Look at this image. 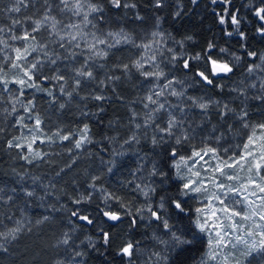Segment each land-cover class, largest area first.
<instances>
[{"label": "snow or ice", "instance_id": "snow-or-ice-1", "mask_svg": "<svg viewBox=\"0 0 264 264\" xmlns=\"http://www.w3.org/2000/svg\"><path fill=\"white\" fill-rule=\"evenodd\" d=\"M28 2L37 8L40 13L38 16L11 18L9 26H0V91L10 94L8 103L11 105L10 110L4 108L3 112L15 114L19 104L29 114L27 119L33 121L30 126L25 123V116H18L15 124L26 129L29 135L22 133L12 137L7 141V147L25 149L21 158L29 164L37 159L43 160L47 155L33 147L37 141L55 143L56 137L61 142L71 141L76 150L83 149L84 145L93 142L88 123H83L75 133H64L57 128L48 135L43 130L40 115H33L35 97L25 102V93L29 89L45 92L55 102L52 89H56L61 96L68 98V102L76 99L101 102L98 109L102 112V102L110 99L103 90L121 79L114 71L130 76L134 70L149 85L148 91L139 101L145 111L140 113L131 110L130 134L120 147L139 145L143 139L150 143L154 151L162 149L163 158L151 162L146 181L133 184L132 193L143 197L144 202L139 207L133 208L132 201L126 202L115 193L103 187L98 188L95 181L99 177H92L93 183L89 184V188L101 194V203L96 205L101 222L117 226L128 218L130 228H134L138 221L147 220L149 226L155 223L158 231L152 233V239L163 247L161 251L151 252L145 264H183L180 256L190 251L193 244L200 243L202 238L206 240V250L199 258V264H253L254 261L264 264V122H250L246 107H241L237 113L228 102L222 103L220 99L205 95L188 94V89L196 88L218 89L222 94L227 88L235 99L244 98L242 104L248 99L264 103V56L255 51H246L252 61L242 73L246 79L233 81L230 86L221 81L232 79L241 67L242 57L229 48L219 47L217 51V45L210 41L206 48L198 52L189 51L185 42L191 41V36L176 40L162 31H152L139 41L122 27L118 31L105 32L100 27L107 22L104 0ZM191 2L196 4L198 0ZM218 2L226 5L224 14H218L219 24L230 23L241 41H245L246 34L240 30L238 10L229 11L227 6L231 5V0H211L212 4ZM107 4L116 10L137 7L129 0H107ZM21 6L27 7L26 0H14L7 12L19 13ZM164 6L165 0H154L155 8ZM250 10L259 22L256 32L264 36V0L251 4ZM174 15L179 17L181 11H176ZM136 19L143 20V17L137 13ZM17 29L20 30L19 34ZM233 31H225V35L230 37ZM41 33H46V36L41 37ZM9 40L22 43L17 46L10 44ZM121 45L140 50L138 58L117 63L113 66L114 71L105 73L104 79L98 80L94 69H104L106 65L98 64L97 61H106L112 50H119ZM241 48L246 49V44L242 43ZM9 69L14 71L11 78ZM45 69L50 75L45 73ZM175 70L182 71L186 78L176 77ZM45 82L52 84V89L44 87ZM93 82L96 90L88 92L87 96H80V91ZM9 85H14L15 89ZM249 89L253 90L251 96ZM112 90L115 93V87ZM169 97L174 98V101ZM65 106V103L59 104L60 109ZM212 109L222 120L235 115L241 127L248 130L243 144L237 145L239 152L228 155V148L220 149L209 143L211 134L201 136V124L193 125L191 113L194 110H199V115L207 119ZM81 114L90 115L87 111ZM109 126H112V122ZM228 131H232L231 125ZM0 132H3L2 128ZM198 137L199 144L196 143ZM110 139L115 140L116 137ZM221 139L223 133L215 137L217 143ZM68 151L71 153L73 149L69 148ZM122 155L123 151L113 150V156ZM156 155L161 153L157 152ZM146 159L147 156L142 157L139 170H143ZM75 162L73 160L72 164ZM107 163L110 165L107 171L111 173L116 161ZM71 166L67 165L69 168ZM241 173L245 174L242 176ZM154 178H158V181ZM170 182L173 187L167 186ZM92 192L74 199L76 207L70 213L71 217L90 226L95 224V217L88 213L87 208L81 209L80 205L92 203ZM26 195L33 196L34 193L26 191ZM189 199L196 200L199 206L194 210L189 208ZM182 218H187L190 226H182ZM22 231L23 226L17 222L15 227L0 231V241L16 240ZM97 231L98 242L105 249L110 248L113 237L111 230L99 227ZM59 243L65 246V258L58 260L57 264H78L77 257H82L84 252L76 244L73 235L64 233ZM88 246L99 251L97 244L91 240ZM140 248L139 240L126 239L120 244L116 256L126 258V264H134V257ZM0 250L6 251L3 242H0Z\"/></svg>", "mask_w": 264, "mask_h": 264}, {"label": "rangeland", "instance_id": "rangeland-1", "mask_svg": "<svg viewBox=\"0 0 264 264\" xmlns=\"http://www.w3.org/2000/svg\"><path fill=\"white\" fill-rule=\"evenodd\" d=\"M14 0H0V9H3V11H0V15H2L3 18L0 19V26H9L11 24V18H20L23 19L26 16H38L40 13L37 12V8L33 7V5L26 0L27 7L21 6V11L19 13H9L7 12V8L13 6ZM131 3V2H130ZM258 4L259 0H249L247 6L250 8L251 4ZM177 6L179 7L178 10H182V4L177 3ZM38 7V6H37ZM137 7L135 9H126L123 16L115 17L116 19H113V17L109 16L106 9H105V15L107 17V22L104 24H101L100 27L106 32L108 30L112 31H118L121 27L126 31L130 32L134 35V37L139 41L141 37H145L146 34L151 33L152 31H162L166 35H170L171 37L175 38L171 32L166 30L161 20H159L157 23L153 25H143L134 23L129 20L130 13H134L135 16L138 13L141 17H143L137 10ZM144 19V17H143ZM158 25V27H157ZM26 26V25H25ZM19 29H17V34H19ZM41 37L46 36V33H41ZM5 38H7V35L5 34ZM176 40H182L177 39ZM10 44H15L19 46L22 42L20 41H11L9 40ZM186 46V42H185ZM50 47H55V45H51ZM227 48V47H226ZM59 50V49H58ZM231 50V49H230ZM7 51V50H6ZM62 51V50H59ZM140 50L131 48L128 45H121L119 50L113 49L112 53H110L108 59L106 61L99 60L97 63H104L106 67L104 69L96 68L94 69L97 75V79H104L105 73H109L114 71V65L117 63H127L130 62L133 59L138 58V53ZM232 52H235L239 55H241L239 52L231 50ZM118 54L116 59H113L112 57ZM2 55V54H0ZM9 55L11 53L9 52ZM39 55V54H34ZM261 56H264V53L261 54ZM242 57V55H241ZM243 58L240 61V64H242ZM259 61H257L258 63ZM67 63V62H65ZM166 71L168 69H165ZM45 73L49 74L47 69H45ZM115 75H120L121 79L116 82L115 85H110L109 87L111 90L113 87L115 89H118L116 86L118 84L124 85L127 90L132 91L133 95L131 101L123 102L124 104L127 103V108L123 110V118H119L118 121L119 124H116L113 129V136L116 137L115 140H109V151H108V157H104L100 154L93 153V151L90 149V144L84 145L83 149L76 150L74 149L73 143L71 141H65L61 142L58 138L54 137L55 143H40L37 141L33 147L37 149L38 151H41L42 153H46L47 155L44 156L43 160H35L33 163L29 164L25 160L21 158V154L26 152L25 149H15L11 148L9 149L7 147V141L11 139L12 137L20 136L22 133L24 135H29L26 129L20 128L15 124L16 119L18 116L23 115L25 116V123L28 125H32L33 121L28 120V113L24 112L23 107L21 105H17L18 112L12 115H8L7 113L3 112L4 108H11V105L8 103L9 100V93H4L0 91V116L3 122H2V129L3 132H0V154L5 155V157L8 159L9 166L8 172L12 188L9 189V193L6 194L4 188H1L0 186V231H5L7 228H12L17 225V222H19L23 226V231L19 234L18 238L16 240H9V241H0L3 242L4 250H0V255H5L6 257H14V250L18 249V243L22 240V238L25 235H30L33 230H37L40 227H42L44 224H46L48 221H52L54 219L55 214H60L64 217V222L67 226V228L71 225L75 232H78V225L72 223L70 218L67 217V214L65 210L63 209L65 207V204L62 203L64 198L70 199L71 195L69 194L68 188L64 186V178L63 174L64 171L76 168L78 166V162L80 157L90 160L97 161V167L95 165L93 167H89L88 176L85 180L91 181L93 183L92 177L95 176L94 172L99 168L98 166L102 167H109L110 165L107 163L109 161L115 160L116 162L118 160H122L127 156L130 157H136V158H142L145 156V147L151 146L149 142L145 140H141V143L139 145L133 144L131 147L128 145H124L123 149H121L120 145L123 144V140L127 138V136L130 134L131 125L129 124L130 120V112L132 109L136 110L137 112L143 113L145 110L142 107V104L139 102L140 98L143 97L146 92L148 91L149 85L144 82V78L139 76L138 73H136L134 70L131 73L130 76H124L119 71H114ZM9 78H11L14 75V71L9 69L8 70ZM174 75L178 78L185 79L186 77L180 70H175ZM241 79H246L244 75L240 74L239 76H236L233 80L228 81H221V83H227L228 85H232L233 81H238ZM254 79V78H253ZM247 83V80H246ZM256 83L259 85V81L257 80ZM43 86L49 89H52V84H46L43 83ZM10 88L15 89L14 85H9ZM105 88L103 91L105 94L111 98L110 94L107 93ZM54 91V98L55 102H53V97H49L45 92H37L33 89L27 90L25 93V97L23 98L26 102L28 99H32L35 97V109L34 113L39 114L43 124V130L48 135H51L53 132L57 130V128H60L63 130L64 133L68 132H77L79 128L83 126V123L81 122L77 126H66L64 123L58 120L55 116H53V111L56 110L58 114H61L64 112L65 109L70 107V105H75L76 103H80L81 100L76 99L71 102H68V98L65 96H61L59 91L56 89H52ZM96 90V84L90 83L88 87L83 88L80 91V96H87L88 92ZM14 94V93H12ZM189 95H205L207 97H212L213 99H220L221 102H228L230 104V107L235 108L236 112L239 113L241 107H246L248 109L249 105L256 101L255 103L264 106V103H261L260 101H257L255 99H248L244 101L242 104L241 101L244 98L235 99L234 94H230L228 89L226 88L224 92L221 94L218 90L217 92L211 93L208 90H204L203 92H198L195 89H188ZM253 95V90L249 89V96ZM170 100L174 101V98L169 97ZM41 100V101H40ZM136 103H133V102ZM65 103V108L60 109L59 104ZM77 107V106H76ZM126 107V106H125ZM83 115L81 112L77 113V118H81ZM191 119L192 122H196L197 124H201L203 126V131L201 132V136H208L211 134L212 138L209 140V143H211L213 146L219 147L220 149L228 148L229 153L228 155H231L233 152H239L240 149L237 147V145H242L244 140L246 139V133L247 129H243L241 127V122L236 118L235 115H229L226 119L222 120L220 116L217 114L215 109L210 110L209 117L206 119L204 116L199 115V110H194L191 113ZM250 122L253 123H259L264 122V114L262 116H252L248 117ZM232 126V131H228V126ZM213 128H215V132H213ZM197 131H200V129H197ZM223 133V139L217 143L215 140L216 136H220ZM149 136H151V132H149ZM111 137V138H112ZM43 138V137H42ZM91 138L92 141H94L93 133L91 132ZM75 139V137L73 138ZM197 144L200 143L199 137L196 141ZM72 148L73 151L69 153L68 149ZM113 150L119 152L123 151L124 155L122 156H113ZM84 154V155H83ZM30 155V154H29ZM83 155V156H82ZM86 159V160H87ZM54 160V161H53ZM75 160L76 162L72 164V161ZM92 162V161H91ZM93 163V162H92ZM215 163V161H213ZM71 164V168L67 167V165ZM94 171V172H93ZM59 173V174H58ZM146 173L148 174V170H146ZM245 173H241L243 176ZM98 177V175H96ZM148 179V175L141 176L138 178L137 183H141L142 181H146ZM87 182V183H88ZM226 183H231L229 181H225ZM90 183V184H91ZM76 184V183H75ZM85 186V182L83 183ZM89 185H86L85 189H88ZM79 190H85L81 187L77 188ZM26 191H32L34 193L33 196H27ZM16 196H14V195ZM17 196H20V199L23 200L22 205L20 203L21 210L28 209L30 210L29 213H23L21 216L15 213L14 206L17 205L16 198ZM11 197V199H9ZM16 197V198H15ZM254 199V198H253ZM143 197L140 196V199L136 201L134 207H139L143 204ZM57 204V205H55ZM55 206H58L57 208ZM189 208L193 209L197 206H199L196 202V200L189 199L188 201ZM9 207H12V209H9ZM40 211L39 215H34V211ZM15 213V214H13ZM147 215V214H146ZM10 217V219H9ZM44 217H48V219H44ZM97 224L99 227H105V223L101 222L102 218L98 216L97 218ZM37 221H40L39 223ZM143 226H149L147 223V220L139 221ZM65 226V227H66ZM151 234L149 238V242H146L145 244H140V252L136 257H134V264H145V261L147 260L148 256L153 251H161L162 247L161 245L157 244L155 240L152 239V233L154 231H158L156 224H151ZM68 230L64 233H66ZM63 234L60 235L59 238L56 240L60 241L63 238ZM79 233V232H78ZM77 234V233H76ZM84 235H90V231H83ZM163 235V233H160ZM165 239H167V236H164ZM94 242V238L91 236H85L84 241L85 242ZM204 249L200 256L197 257L194 264H199V258L203 255L204 251L206 250V240L202 238ZM60 244L59 242H57ZM77 243H79V237L77 238ZM55 245V244H54ZM82 244H79L81 248ZM65 248V247H64ZM65 250V249H64ZM81 250V249H80ZM82 251V250H81ZM63 255H65V251H63ZM77 257L78 264H84L83 258ZM55 264V262L53 263ZM253 264H256L254 261Z\"/></svg>", "mask_w": 264, "mask_h": 264}, {"label": "trees", "instance_id": "trees-1", "mask_svg": "<svg viewBox=\"0 0 264 264\" xmlns=\"http://www.w3.org/2000/svg\"><path fill=\"white\" fill-rule=\"evenodd\" d=\"M129 2L136 4V10L144 17V19L137 20L135 14L130 13L129 20L127 21L138 23L140 25H153L161 20L163 27L171 32L175 38L183 40L187 36L192 37L191 41H186V47L189 51L198 52L201 49L206 48L208 42L211 41L217 45V51L219 47H227L239 52L242 55L243 61L241 67L232 77V80L236 76L244 73V69L252 62L250 58L247 57L246 51H255L259 55L264 53V36H261L256 32L259 22L247 6L249 0H231V5L227 6L229 7V11L238 10L239 17L241 18L240 30L246 34L245 41H241L239 36L233 31V26L230 23L226 25L219 24L218 14H224V8L226 7L223 3L218 2L212 4L211 0H198L196 4H193L191 0H165V6L157 9L154 7V0H129ZM104 3L108 15L113 17V19H116L115 17L118 19V17L123 16L125 11H127L126 9H112L107 4V0H104ZM177 3L182 4L181 15L179 17L174 15L179 8ZM1 18H3L2 15H0V19ZM225 31H233V35L230 37L226 36ZM242 43L246 44V49L241 48ZM117 56L118 54H115L112 58L116 59ZM116 87L118 89H115V93H113V90H111L110 87L109 89L107 88L108 90L106 91L110 94L111 98L102 102V112L98 109V104L101 102L86 99L75 105H70V107L65 109L61 114H58L56 110L53 111L52 114L66 126H77L82 121L88 123L94 136V141L89 147L93 153H96V155L100 154L104 157H108V138L113 136L114 126L120 123L118 119L124 117L123 110L127 108V103L124 104L123 102L131 101L133 97V95H130L132 94V91L129 92L124 85L118 84ZM195 90L201 93L208 89L196 88ZM208 91L214 93L217 92L218 89ZM117 97H122L123 99H118ZM255 102L256 101H253L247 109L250 117L262 116V114H264V106H260ZM82 111H87L90 115H83L81 118L76 119L77 113H82ZM1 119L0 116V128H2L3 125V119ZM110 122H112L111 127L109 126ZM196 124L197 121L193 123L194 126ZM157 152L161 153V155H156ZM144 153L145 156H147V159L144 162L143 170H139L142 158L130 156L118 160L111 173L107 171L108 167L98 166L99 168L96 172L93 171L94 173H92L99 177V179L95 181L97 187H103L109 192L115 193L122 197L126 202L132 201V207L135 208L134 205L136 201L140 199V196L132 193L131 189L133 184L137 183L138 178L141 176L148 175L146 170L150 169L152 161H159L163 158V150L160 148H157L154 151L151 146H146ZM86 159L87 157H80L78 165H76L78 167L64 171V181H62L71 195L70 199L64 198L62 201V203L65 204L63 209L72 223L78 225L79 233L75 232L71 225L67 228L62 215L55 214L52 221H48L39 229L33 230L30 235H25L22 238L18 243V249L14 250V257L0 255V264H53L54 262L57 264L58 260L65 258V255H63L65 246L58 244L57 242L59 241L56 239L59 238L66 229L68 230V233L73 235L76 244H82L80 249L84 252V264H108L109 261H111L112 264H126V258L122 259L116 256V252L124 240H139L140 244L149 242L151 234L150 226H143L138 221L134 228H130L128 218H125L123 223H120L117 226H112L110 222H104L106 225L104 229H110L113 233L110 248L105 249L102 243L98 242L99 232L97 229L99 226L97 224V218L99 215L96 212V205L101 203V194L98 191L92 192V189L90 188L85 189L86 185L91 183V181L88 182L85 180L89 177L88 168L93 167L94 165L97 167V161ZM8 167L10 168L8 159L5 155L0 154V186L1 188H4L6 194H8L9 189L13 187L7 170ZM154 179L158 181V178ZM84 182L85 186L83 184ZM167 186L173 187L172 182ZM79 187L85 190L78 191L77 188ZM89 192H92L93 195L92 203L90 205H80V207L81 209L87 208L88 213L95 217V224L91 226L79 222L76 218L70 216L71 211L76 207L73 200L78 198L81 194L86 195ZM16 202L17 205L14 206L13 210L15 213L20 216L23 213H29L30 210L28 209L26 210L23 208V210H21L20 203L22 205L23 200L20 199V196H17ZM55 207L57 208L58 206ZM9 209H12V207H9ZM38 212L40 211H34V215L40 216V213ZM182 219V226H190L187 218ZM84 230L87 232L90 231V235H84ZM85 236H91L94 238V242L92 243L97 244L99 251L93 250L88 246L89 242L84 241ZM78 237L79 243H77ZM203 249V241L198 244H193L191 250L183 253L179 259L183 264H194L197 257L202 254Z\"/></svg>", "mask_w": 264, "mask_h": 264}, {"label": "water", "instance_id": "water-1", "mask_svg": "<svg viewBox=\"0 0 264 264\" xmlns=\"http://www.w3.org/2000/svg\"><path fill=\"white\" fill-rule=\"evenodd\" d=\"M79 222H81V221H79ZM83 223V222H82Z\"/></svg>", "mask_w": 264, "mask_h": 264}]
</instances>
